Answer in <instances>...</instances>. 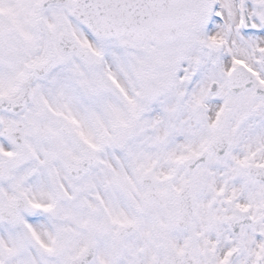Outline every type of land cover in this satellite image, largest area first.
Here are the masks:
<instances>
[{
    "label": "snow or ice",
    "instance_id": "snow-or-ice-1",
    "mask_svg": "<svg viewBox=\"0 0 264 264\" xmlns=\"http://www.w3.org/2000/svg\"><path fill=\"white\" fill-rule=\"evenodd\" d=\"M0 264H264V0H0Z\"/></svg>",
    "mask_w": 264,
    "mask_h": 264
}]
</instances>
